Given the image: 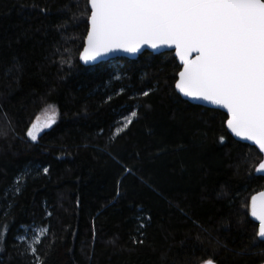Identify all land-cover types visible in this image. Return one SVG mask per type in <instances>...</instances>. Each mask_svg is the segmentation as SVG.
<instances>
[{
    "label": "trees",
    "instance_id": "16d2710c",
    "mask_svg": "<svg viewBox=\"0 0 264 264\" xmlns=\"http://www.w3.org/2000/svg\"><path fill=\"white\" fill-rule=\"evenodd\" d=\"M85 8L0 0V264H264L262 154L177 92L173 53L83 66ZM27 227L48 229L36 257Z\"/></svg>",
    "mask_w": 264,
    "mask_h": 264
},
{
    "label": "snow or ice",
    "instance_id": "6c2138e0",
    "mask_svg": "<svg viewBox=\"0 0 264 264\" xmlns=\"http://www.w3.org/2000/svg\"><path fill=\"white\" fill-rule=\"evenodd\" d=\"M85 11L90 27L81 59L137 53L145 45L174 46L181 65L174 88L184 97L226 110V129L264 153V0H86ZM55 122L53 109L32 123L27 136L35 142ZM131 123L126 118L123 128ZM43 171L47 174L48 168ZM256 171L264 173V162ZM125 173L133 174L130 168ZM250 214L259 222L256 238L264 242V193L252 197ZM47 231L33 233L26 250L34 257L35 245Z\"/></svg>",
    "mask_w": 264,
    "mask_h": 264
},
{
    "label": "water",
    "instance_id": "95a60500",
    "mask_svg": "<svg viewBox=\"0 0 264 264\" xmlns=\"http://www.w3.org/2000/svg\"><path fill=\"white\" fill-rule=\"evenodd\" d=\"M90 27V25H89ZM86 40H87V36H86V39H85V44H84V47L86 46ZM84 49V48H83ZM145 52H149L151 54H154V55H161V54H164V53H173L174 56H175V48L174 46L169 48L167 46H164V47H160L158 49H152L150 46H147L145 45L143 48H141V50L137 53H128V52H124V51H115V52H111V53H108L102 57H98L96 60H93V61H84L83 59H81V55L83 53H81L80 55V62L83 66L85 67H93V66H97L99 64H102V63H105V62H109V61H114V60H120V59H128V60H137L138 57L140 55H142L143 53ZM175 58L177 59V62L180 64V61L178 59V57L175 56ZM178 92V91H177ZM179 93V92H178ZM185 100H187L188 102L192 103V104H195V105H199V106H203L205 108H209V109H214V110H219L223 113L226 114V110L224 109H221L219 106L217 105H212L206 101H200V100H192L190 98H187V97H184L181 93H179ZM229 132V131H228ZM230 133V132H229ZM231 134V133H230ZM232 137L237 140L238 142H241V143H244V144H248L250 146H253L255 148H257V150L259 151V148L258 146H256L253 142L251 141H247V140H243L239 137H236L234 136L233 134H231ZM260 152V151H259ZM263 156V161L264 162V153L260 152ZM258 173V172H257ZM258 175L260 176H264V173H258ZM260 193H264V191L260 192ZM260 193L256 194L255 196L259 197ZM254 219V221L256 223H258L259 225V222L255 220L254 217H252ZM213 264H216L213 262Z\"/></svg>",
    "mask_w": 264,
    "mask_h": 264
},
{
    "label": "rangeland",
    "instance_id": "374dc122",
    "mask_svg": "<svg viewBox=\"0 0 264 264\" xmlns=\"http://www.w3.org/2000/svg\"><path fill=\"white\" fill-rule=\"evenodd\" d=\"M53 109L54 108H47L46 110H44L43 112H42V114L39 116V118L41 119V120H44L45 118H46V114L47 115H51L52 114V111H53ZM55 110V113H56V120H57V111H56V109H54ZM126 122V121H125ZM124 122V123H125ZM123 123V124H124ZM53 125V124H52ZM120 128H123V125L120 127ZM45 129H48V128H45ZM45 129H43V130H45ZM123 129H125V128H123ZM123 131V130H122ZM121 131H119V132H117V133H120ZM44 229V228H43ZM40 230H42V228H38V227H32V228H30V227H27V228H25V231H24V235L20 238V240L21 241H25L26 243H27V245L28 244H32L33 243V233L34 232H39ZM47 233V232H46ZM46 233L43 235V236H40L39 237V239H40V241H41V239L46 235ZM36 246V245H35ZM30 253H31V251H30ZM31 255H33L32 253H31Z\"/></svg>",
    "mask_w": 264,
    "mask_h": 264
}]
</instances>
